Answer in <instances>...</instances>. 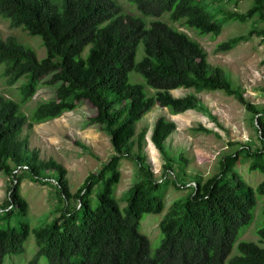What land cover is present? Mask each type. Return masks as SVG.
I'll return each instance as SVG.
<instances>
[{"label": "trees", "instance_id": "1", "mask_svg": "<svg viewBox=\"0 0 264 264\" xmlns=\"http://www.w3.org/2000/svg\"><path fill=\"white\" fill-rule=\"evenodd\" d=\"M203 1L221 2L126 0L137 13L132 15L115 0H0V18L10 28L38 37L44 49L38 60L14 36L0 38L4 83L12 86L25 78L18 102L0 95V175L8 180L0 203V264L7 257L11 264L12 256L23 260L30 233L35 253L28 264L39 259L44 264H264V203L257 242L238 241V232L242 234L251 222L254 197L252 188L232 172L240 156L250 160L249 169L263 177L256 192L264 194V111L231 88L223 70L207 63L195 41L158 20L165 15L171 22L182 20L199 36L217 37L222 23L205 10ZM250 2L245 14L226 13L225 20L243 23L255 16L264 23V0ZM253 33L218 43L215 52L230 51ZM256 34L264 38V24ZM139 44L142 55L135 61ZM130 72L153 93L147 95L142 84L129 82ZM45 77L44 84L54 87V96L39 102L27 119L19 106L30 100ZM177 89L192 93L173 97L170 92ZM215 91L233 97L252 114L259 147L235 150L220 159L216 174L186 186L190 192L172 200L158 222L161 240L149 256L147 239L138 232L139 220L142 214L160 213L168 186L183 189L185 174L172 171L163 148L174 123L158 117L150 130L149 141L163 160L159 180L144 164V129L136 132V123L154 105L180 114L197 107L195 94ZM81 100L94 109L89 121L107 135L112 155L70 192L64 168L51 158L40 159L20 133L24 127L72 111ZM126 160L136 165L138 180L127 189L120 211L113 193L119 165ZM25 176L51 186L56 197L57 216L32 229L25 220L27 202L20 194ZM71 202L76 206H69ZM234 245L235 253L228 258Z\"/></svg>", "mask_w": 264, "mask_h": 264}, {"label": "rangeland", "instance_id": "2", "mask_svg": "<svg viewBox=\"0 0 264 264\" xmlns=\"http://www.w3.org/2000/svg\"><path fill=\"white\" fill-rule=\"evenodd\" d=\"M124 13L137 15L133 7L126 0H115ZM205 10L214 14L221 21V32L217 37L209 35L199 36L196 31L186 27L182 20L171 22L167 16L162 15L159 21L175 29L195 41L205 52L209 65L223 70L231 88L241 92L245 101L255 109L264 111V38L256 33L263 27V22L254 16L243 23L235 20H225L226 13L245 14L249 8L250 0H221L210 4L203 1ZM152 18H144L145 22ZM249 31L254 32L245 41L239 42L232 50L215 52L218 43L225 42L235 36H245ZM14 36L18 42L30 47L38 60L44 57V49L38 37L28 36L20 28H10L8 21L0 18V38ZM86 53L83 51L82 56ZM142 55L141 44L136 47L135 61ZM3 65H0V95L14 101L19 100V91L25 82L20 78L12 86H7L1 76ZM48 78L40 81L35 93L28 102L19 106V111L27 119L31 111L41 101L50 100L54 96V87L45 85ZM129 82L144 86L147 95L152 90L145 87L143 80L135 73L128 74ZM192 93L189 90L177 89L170 92L173 97H181ZM198 105L195 109L180 114H171L165 108L152 106L136 123V132L144 129L141 156L144 164L149 168L155 180L162 177L163 160L157 150L149 141L150 130L158 117L174 123V131L164 140L163 148L172 162V171L182 170L185 174L182 183L183 189L175 191L169 185L163 199V210L158 214H142L138 232L144 235L148 243V255L152 256L158 247L161 234L157 228L158 222L165 215L169 203L174 199H182L189 192L192 183L204 180L218 171V162L224 156L232 154L235 150L248 148L253 150L259 147L257 132L254 129L252 114L231 96L221 92H200L195 94ZM94 115V109L84 100L76 102L75 108L64 112L55 119L42 123L32 124L31 128H23L20 137H26L28 148L36 150L42 160L53 159L60 164L66 174L67 186L74 192L89 173H96L112 155L107 135L100 128L89 121ZM135 152V148H133ZM250 160L242 156L232 168L245 185L253 190L254 205L249 210L251 222L242 234L238 232V241L257 242L256 231L262 226L261 214L264 203V194L256 192V186L263 178L255 170L249 169ZM178 171V170H177ZM119 182L114 190V199L121 211L125 205L124 197L127 189L138 180L136 165L131 161H122L119 165ZM168 179V177H167ZM8 180L0 175V203L5 198ZM20 194L27 202L28 214L25 217L30 228H36L43 222L57 216L54 214L56 197L53 188L49 185L31 182L27 176L20 183ZM74 207V202L69 203ZM35 253L33 237L30 233L25 243V255L21 261L20 256H12L11 264H28ZM235 253L232 246L228 258ZM11 258H5L7 264ZM20 260V261H18ZM226 262V261H225ZM37 264H44L39 259ZM225 264V263H224Z\"/></svg>", "mask_w": 264, "mask_h": 264}]
</instances>
